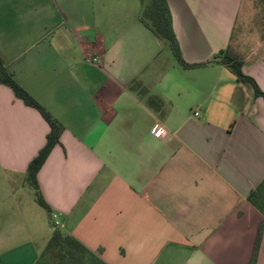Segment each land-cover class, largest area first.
<instances>
[{"label":"crops","instance_id":"1","mask_svg":"<svg viewBox=\"0 0 264 264\" xmlns=\"http://www.w3.org/2000/svg\"><path fill=\"white\" fill-rule=\"evenodd\" d=\"M166 2L190 68L139 21L140 0H0L5 67L63 127L36 176L48 214L25 178L49 127L0 84V264H35L50 214L105 264L249 263L264 98L213 59L264 94V34L240 32L251 0Z\"/></svg>","mask_w":264,"mask_h":264},{"label":"trees","instance_id":"2","mask_svg":"<svg viewBox=\"0 0 264 264\" xmlns=\"http://www.w3.org/2000/svg\"><path fill=\"white\" fill-rule=\"evenodd\" d=\"M138 19L157 39L167 44L172 56L180 67L184 69L190 68L182 60L178 42L172 29L171 14L166 0H140ZM213 62L228 67L236 76L238 82L251 86L254 96L264 98V94L258 89L254 81L242 74L239 61L221 52L214 57ZM0 84L8 87L14 96L26 106L35 109L49 127L45 144L29 162L25 178L26 184L34 191L36 203L49 214L50 208L40 194L36 176L52 149L59 144L63 127L14 81L13 75L7 71L1 56ZM247 200L264 218V180L250 192ZM263 228L264 219L258 227L254 248L248 264L256 263ZM46 253H52L58 264H105L97 255L86 249L72 236L60 232L57 228H54L51 238L35 264H40L41 258Z\"/></svg>","mask_w":264,"mask_h":264},{"label":"rangeland","instance_id":"3","mask_svg":"<svg viewBox=\"0 0 264 264\" xmlns=\"http://www.w3.org/2000/svg\"><path fill=\"white\" fill-rule=\"evenodd\" d=\"M252 1V13H249L246 19L243 21L240 32L255 31L256 36L261 38L264 34V0H251ZM242 34V33H241ZM40 264H58V261L54 259L52 253H46L41 258Z\"/></svg>","mask_w":264,"mask_h":264},{"label":"built area","instance_id":"4","mask_svg":"<svg viewBox=\"0 0 264 264\" xmlns=\"http://www.w3.org/2000/svg\"><path fill=\"white\" fill-rule=\"evenodd\" d=\"M85 62L90 64V65H96L97 64V59L96 58H90L88 55L85 56ZM160 132H161V129L158 128V127H155L153 130H152V133L155 137H159L160 135ZM57 215L56 214H50V221L52 222V225L54 228H58L59 226V222H58V219H57Z\"/></svg>","mask_w":264,"mask_h":264}]
</instances>
